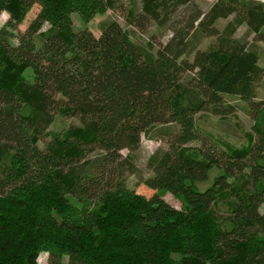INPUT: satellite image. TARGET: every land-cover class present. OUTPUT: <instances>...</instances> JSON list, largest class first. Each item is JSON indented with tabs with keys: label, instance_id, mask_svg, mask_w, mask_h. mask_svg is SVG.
<instances>
[{
	"label": "trees",
	"instance_id": "trees-1",
	"mask_svg": "<svg viewBox=\"0 0 264 264\" xmlns=\"http://www.w3.org/2000/svg\"><path fill=\"white\" fill-rule=\"evenodd\" d=\"M190 1L143 0L131 22L143 30ZM34 5L39 12L20 31ZM107 7V0H0V15L9 14L0 30V162L7 160L0 169V264H38L42 252L48 264H264L259 52L245 39L223 36L215 50L192 46L193 60L182 58L193 43L187 37L218 36L221 18L234 16L229 28L246 24L263 38L264 3L217 0L205 13L194 11L189 32L180 30L155 54L117 21L99 36L74 29L73 12L88 20ZM45 22L50 28L38 48ZM224 94L256 113L247 146L221 150L198 133L195 116L223 104ZM58 115L78 123L41 149L39 134ZM157 125L173 126L160 131L170 135V149L150 161L153 174L142 182L153 193L144 195L120 178L134 170L122 150H137L142 134ZM194 139L200 147L186 146ZM215 169L214 182L200 189ZM237 174L243 182L228 181ZM168 192L181 209L165 200ZM71 198L97 204L81 208ZM220 201L224 216L216 212Z\"/></svg>",
	"mask_w": 264,
	"mask_h": 264
},
{
	"label": "rangeland",
	"instance_id": "rangeland-1",
	"mask_svg": "<svg viewBox=\"0 0 264 264\" xmlns=\"http://www.w3.org/2000/svg\"><path fill=\"white\" fill-rule=\"evenodd\" d=\"M108 7L104 11L96 12L90 19L86 20L80 16L79 13L73 12V27L76 31L85 28L90 29L96 36H99L103 29L110 21H117L128 32L130 37L140 45L146 47L149 53L155 54L156 51L167 45L176 36V33L182 30V32H189L186 28L187 21L190 15L194 11L207 12L208 9L217 0H191L189 3L181 5L177 8H171L168 12H162L158 19H152L145 29L136 27L131 22V13H137L142 11L143 0H107ZM264 3V0H257ZM40 10L39 5H34L30 12L27 14L24 23L19 26L20 31H24L27 25L34 19ZM9 14L3 12L0 15V30L5 26ZM234 16L228 18H221L216 21V26L220 31L218 36H201L200 38L187 37L188 41L192 40V45L189 44L188 52L182 57L183 59L193 60L195 49L204 51L215 50L219 46L220 38L223 36H233L238 39H245L249 44L255 45L259 52V64L264 68V36L258 38L255 32H249L248 26L242 24L236 29L229 28V24L234 21ZM50 23L45 22L40 30L41 34L36 35V44L40 48L44 42V35L48 32ZM9 33H12L10 40L12 43L17 44L18 40L15 37L16 31L7 28ZM264 32V26L261 29ZM189 34H192L191 32ZM190 43V42H188ZM193 52L191 51L193 48ZM26 75L28 78H32L30 70H27ZM189 78V73H185L182 80L179 82V86L182 88L186 85V81ZM256 101H264V81L259 83ZM29 109L25 108V113H28ZM261 122L264 126V113L262 115ZM77 120L73 118H66L58 115L54 121L42 128V134H39V147L44 149L46 145L54 143V133L62 135V133L73 124H77ZM195 123L198 128L200 136L209 135L216 141L220 142V145H215L218 149L224 150V145L228 144L234 147L247 146L253 137L255 136L254 124L256 123V113L250 104L239 96L224 94L223 104L219 106H212L207 111L199 112L195 116ZM173 126L157 125L146 130L142 134V140L139 148L135 151H129L127 149L122 150L123 156H130L132 163L134 164V170L124 169L123 175L120 177L123 179L125 186L131 190L142 193L144 195H151L152 190L147 188L142 182L144 179L152 176V171L149 167L150 161L163 152L170 149L168 140L170 135L160 133L163 130H171ZM173 131V129L171 130ZM210 140V139H209ZM213 144V142L210 140ZM189 147H200L201 140L194 139L186 144ZM97 152V151H96ZM94 152L92 155H94ZM7 164V160L3 159L0 162V169ZM249 170L246 169L247 173ZM244 173V175L246 174ZM219 170L215 169L210 173L209 179L206 182L199 183L200 189H205L211 185L215 178L218 176ZM243 174H237L235 177H229L228 181L231 183L243 182ZM164 198L174 207L181 209L182 202L172 193L168 192L164 195ZM227 199H231L228 196ZM72 202L78 207L86 206L92 210L96 207L94 200L89 199H77L71 198ZM264 211V204L261 208ZM218 215H226L225 201H220L216 210ZM66 262V261H65ZM38 264H48V253L42 252L38 258Z\"/></svg>",
	"mask_w": 264,
	"mask_h": 264
}]
</instances>
